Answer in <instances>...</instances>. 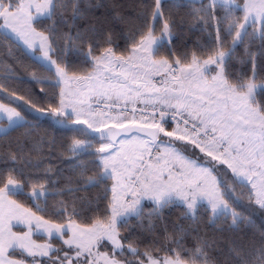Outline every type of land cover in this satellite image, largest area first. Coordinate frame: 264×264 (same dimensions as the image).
<instances>
[{"label": "snow or ice", "instance_id": "1", "mask_svg": "<svg viewBox=\"0 0 264 264\" xmlns=\"http://www.w3.org/2000/svg\"><path fill=\"white\" fill-rule=\"evenodd\" d=\"M166 3L190 6L185 15L199 22L208 43L178 46L187 21L166 14ZM101 6L99 0H0V49L15 40L41 53L37 60L48 75L32 72L30 78L53 89L51 95L45 88L29 91L26 99L10 90L11 66L0 79V95L8 93V102H0V134L28 129L24 143L0 161H23L37 173L34 182L22 181L23 168L0 169V264H264V231L259 245L246 247L199 229L205 202L213 226L222 221L228 231L239 232L241 225H253L236 210L240 196L233 185L246 188L249 203L264 210V0H154L139 24L119 34L112 23L127 25L128 18L116 5L110 20L90 15ZM81 20L87 22L82 26ZM256 41L260 46L253 52L249 45ZM72 51L93 71L77 76L66 59ZM2 54L12 57V48ZM69 82L86 87H61ZM18 101L36 113L33 119L50 117L85 138L58 144L55 137L37 136L39 123L17 110ZM137 103L144 107L137 109ZM170 122L175 126L168 130ZM26 152L39 158H25ZM58 152L69 153L73 165L74 175L62 187L50 175H61L52 163ZM91 189L101 190L90 196ZM17 195L33 207L11 198ZM49 196L70 199L49 208ZM145 201L151 203L147 210ZM172 206L184 208L187 225H169L164 210ZM131 218L141 234L126 245L121 229L129 228ZM15 226L22 227L14 231ZM41 230L49 237L43 244L33 239ZM53 239L62 246L54 247Z\"/></svg>", "mask_w": 264, "mask_h": 264}, {"label": "trees", "instance_id": "2", "mask_svg": "<svg viewBox=\"0 0 264 264\" xmlns=\"http://www.w3.org/2000/svg\"><path fill=\"white\" fill-rule=\"evenodd\" d=\"M97 0H92V3L95 4ZM101 7L94 8L89 10L90 15H94L96 17H102L111 19L113 15V5L118 6V10L120 13L127 17L129 23L125 24H118L113 22L112 27L115 29L116 33L119 34L122 31L126 32L129 28L134 27L135 25L139 24V15L145 10V6L154 4V0H99ZM186 2V0H185ZM207 3V0H204ZM197 7L199 5H196ZM165 13L168 14L171 12L173 16L177 19L180 17H184L187 23L184 25L181 34L176 39V44L178 46L185 45L188 48H194L196 42L199 40L201 44H207L209 37L207 32L199 31V22L192 18L191 16L185 15L186 13L190 12L191 8L188 7H179L173 8L170 3H166L164 5ZM70 15V13H69ZM43 19V18H42ZM87 21L81 20L79 23L83 26ZM192 24H196L197 28L189 31V26ZM66 30V29H65ZM3 31L0 30V39L3 37ZM157 34H159L157 32ZM228 42L230 44L231 37L228 38ZM118 43L121 45V50L123 49V41L118 40ZM259 41H256L249 45L250 49L253 52L258 51L259 49ZM11 47L13 56H5L2 53L7 51V48ZM86 50V48H85ZM163 51V50H162ZM237 54L242 55L244 52V48L242 46H238L236 49ZM54 59L56 58L53 56ZM66 59L70 61L73 65V71L77 76L87 75L88 73L92 72L93 68L91 64L83 63V57L79 53L72 51L67 54ZM41 62L37 60V57L30 52H28L18 41L13 40L12 44L9 45L6 41L4 42V47L0 49V79L4 77H8L9 66L12 67L14 70V74L11 75V78L7 81L10 86V90H15L17 96H25L27 99V94L29 91H34L39 93L41 88L47 89L49 95L53 89L48 84H37L31 80L30 74L32 72L42 73L43 75H48L47 72L40 66ZM27 68V70H25ZM69 75H72L70 72ZM62 87V85H61ZM55 91H59V89H55ZM0 102L7 103L8 102V93L5 92L0 95ZM19 107L17 108L18 111H21L22 114L26 116V119L31 124L39 123V128L36 131L37 136H44L47 134V138L55 137L58 144L59 143H70L73 138L77 139H84L85 137L77 135L76 132L71 131L68 126H60L55 124L54 120L50 117L44 116L40 117L39 120L33 119L36 115L35 112H32L28 105L24 103V101H18ZM12 107H16V104L10 105ZM174 122H170L168 125V130H171L174 127ZM28 131L26 127H21L16 131H11L7 135H0V155H7L9 150L15 151L18 145H22L24 143V137L22 133ZM98 146V144L96 145ZM44 155L47 154V148L44 149ZM58 159L53 160V165L56 169L60 170L61 175H57L55 172L50 174L53 180H59L61 187L65 183V179L68 177H72L74 174L72 172V163L70 160V154L64 153L62 156L59 155L58 152ZM25 158H30L32 160H36L39 158L38 153L31 152L27 153ZM86 159L91 160L92 157H87ZM16 167V168H23L24 176L19 177L22 181L24 179H29L34 182V177L37 175L36 170L29 169L24 167L23 161L17 162L13 165V162L10 160L6 163L0 161V169H5L9 167ZM42 172V170H41ZM91 175V173H89ZM41 182H43V176H41ZM112 182L109 181V185ZM2 186V185H0ZM30 186L25 187V192L30 191ZM101 189H91L88 195L95 196ZM237 195L240 196V206L236 207L239 212H242L246 216H250L253 220V225L245 227L241 225V231L239 232H230L227 230V224H224L222 221L219 222L216 226H213L208 223L209 219V211L207 210L206 205H202L199 208V216H200V223L199 229L202 235L206 234L208 237H215L217 239L228 240V239H236L238 242L243 241L246 247H251L253 244L259 245L260 242V232L264 231V210L259 209L254 204H250L248 200V192L246 188H240L239 186L236 187ZM241 193L243 195H241ZM79 195H84V193H80ZM13 199H16L18 202H23L27 207H33L32 202L25 199L22 195L13 196ZM68 200L70 199L69 196H49L47 198V205L51 208L52 205L56 204L59 200ZM41 207H44V198H41L38 201ZM151 207V203H145V209ZM35 211V208H33ZM184 213L183 207L172 206L168 209L164 210V215L167 217L169 221V225L174 223L185 224L187 225L188 221L181 219ZM37 215H43V213L37 212ZM51 217L45 215V219H50ZM55 222H59L56 220ZM230 222V221H229ZM87 223V221H84ZM147 225V221H145V226ZM224 228L225 231L221 232L219 229ZM157 232H159V228H157ZM122 236L128 237L124 243L127 245L131 242L135 237L140 236L141 229L137 226V221L135 218H131L129 228L121 229ZM43 241H48L49 239L39 238ZM52 244L56 247H61L62 243L59 240L53 239ZM192 239L189 238L187 241V246H192ZM141 251L145 250L144 244L138 245ZM108 249V248H106ZM110 250V249H109ZM209 254L215 257V252L209 250ZM128 258H132L131 256H127ZM42 261H46L48 258H39ZM223 259L222 257L220 258Z\"/></svg>", "mask_w": 264, "mask_h": 264}, {"label": "rangeland", "instance_id": "3", "mask_svg": "<svg viewBox=\"0 0 264 264\" xmlns=\"http://www.w3.org/2000/svg\"><path fill=\"white\" fill-rule=\"evenodd\" d=\"M38 55H41V53H38ZM53 59H54V57H53ZM118 70V69H117ZM93 71V70H92ZM157 78H159V77H156L155 79H157ZM62 87H66L69 91H75L76 89H81V90H83L86 86L84 85V84H77V83H75V82H69L67 85H63L62 84ZM123 101V100H122ZM122 101H120V107H123L124 106V101L122 102ZM129 105H132L131 104V102H129ZM93 106L95 107V104H93ZM136 106H142V104H139V103H137L136 104ZM116 113H114L113 115H115ZM128 116H129V119H131V116H132V114H128ZM137 119H139L138 117H136ZM169 129V128H168ZM227 179H228V183L229 184H232V180H231V173H230V171H229V173H228V176H227ZM238 185H233V187H235V190H236V187H237ZM236 194H237V190H236ZM238 196V195H237ZM240 202H241V200H240ZM239 202V203H240ZM144 203H150L149 201H145ZM204 205H206V202L204 203ZM207 206V205H206ZM236 210H237V208H236ZM238 211V210H237ZM111 250V247L109 246L108 247V249H106V248H101L100 249V251L101 252H103V251H110ZM126 258H128L127 256H126ZM128 259H132V258H128Z\"/></svg>", "mask_w": 264, "mask_h": 264}, {"label": "crops", "instance_id": "4", "mask_svg": "<svg viewBox=\"0 0 264 264\" xmlns=\"http://www.w3.org/2000/svg\"><path fill=\"white\" fill-rule=\"evenodd\" d=\"M28 52H30L31 54H33V52L30 50V49H28V48H26V46L25 45H23V43L22 42H19ZM38 53L39 52H36L35 54H33V55H35L36 57H39V56H41V55H38ZM122 101V100H121ZM123 102V101H122ZM5 125L7 124V121L6 120H4V121H2ZM0 135H2V134H0ZM12 198V197H11ZM13 199V198H12ZM204 205V204H203ZM14 224H15V222H13ZM22 226H15L14 228H13V230L14 231H19L20 230V228H21ZM26 230V229H25ZM39 238H44V239H49V237L47 236V234L46 233H44L42 230L41 231H38V232H35L34 233V235H33V239L34 240H36V242L37 243H40V244H43V243H45L46 241H43V240H41V239H39ZM65 238H67V237H65ZM61 243H62V241H60ZM54 246V245H53ZM54 247H56V246H54ZM46 258V257H45Z\"/></svg>", "mask_w": 264, "mask_h": 264}, {"label": "built area", "instance_id": "5", "mask_svg": "<svg viewBox=\"0 0 264 264\" xmlns=\"http://www.w3.org/2000/svg\"><path fill=\"white\" fill-rule=\"evenodd\" d=\"M158 79H159V78H157V80H158ZM95 106H96V105H95ZM136 107H137V109H139V108H142V107H144V106L142 105V106H136ZM131 108H132V105H129V104H128V109H129L128 114H132V113H131ZM114 113H115V112H114ZM114 113H113V114H114ZM136 117L139 118V112L136 113Z\"/></svg>", "mask_w": 264, "mask_h": 264}]
</instances>
